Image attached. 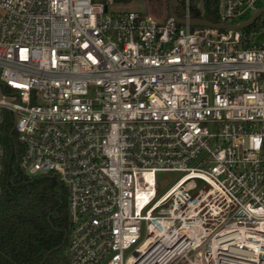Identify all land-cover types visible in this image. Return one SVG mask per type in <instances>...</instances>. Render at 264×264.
<instances>
[{
    "label": "built area",
    "instance_id": "1",
    "mask_svg": "<svg viewBox=\"0 0 264 264\" xmlns=\"http://www.w3.org/2000/svg\"><path fill=\"white\" fill-rule=\"evenodd\" d=\"M116 1L0 0V192L10 112L20 169L66 188L68 264H264V9Z\"/></svg>",
    "mask_w": 264,
    "mask_h": 264
},
{
    "label": "trees",
    "instance_id": "2",
    "mask_svg": "<svg viewBox=\"0 0 264 264\" xmlns=\"http://www.w3.org/2000/svg\"><path fill=\"white\" fill-rule=\"evenodd\" d=\"M166 0V17L169 16ZM218 0H204L203 17L219 22ZM180 17L182 14L175 10ZM192 17H202L198 0ZM5 157L0 192V264H68L69 232L67 191L57 176L29 175L20 169V143L13 130L12 115L5 113L2 127ZM59 248H56L58 247Z\"/></svg>",
    "mask_w": 264,
    "mask_h": 264
},
{
    "label": "rangeland",
    "instance_id": "3",
    "mask_svg": "<svg viewBox=\"0 0 264 264\" xmlns=\"http://www.w3.org/2000/svg\"><path fill=\"white\" fill-rule=\"evenodd\" d=\"M197 1V0H195ZM129 10H136L141 13L152 14L156 18L165 19L166 16V0H117L114 4L110 5L109 11L112 13H120ZM175 10L182 14V6L181 3L175 7ZM199 26H194V28H198ZM20 154L23 150L22 145L20 144ZM44 174H52L53 173H44ZM179 176L178 172L173 171H161L157 174L158 185L157 188L159 192L165 191ZM70 230V225H69Z\"/></svg>",
    "mask_w": 264,
    "mask_h": 264
},
{
    "label": "water",
    "instance_id": "4",
    "mask_svg": "<svg viewBox=\"0 0 264 264\" xmlns=\"http://www.w3.org/2000/svg\"><path fill=\"white\" fill-rule=\"evenodd\" d=\"M178 3H179V0H169V3H168L169 16L174 18V20L177 21L179 24H185V23H187L186 19L178 16L175 12V7L178 5ZM198 7L200 9L202 17H192L191 19L188 20V23L191 26H204V27H213V28H219V29L243 28V27L247 26L248 24H250L260 14V12L264 9V8H262L259 11H257L254 15H252L244 23H241L238 25H230V24L211 22V21L206 20L203 17L204 10H205L204 0L198 1ZM67 234H68V232L65 233L64 239L59 246H63L65 244ZM59 246L56 248H59Z\"/></svg>",
    "mask_w": 264,
    "mask_h": 264
}]
</instances>
